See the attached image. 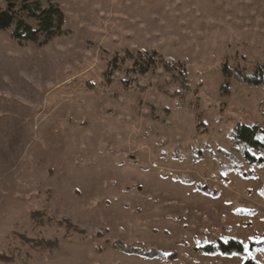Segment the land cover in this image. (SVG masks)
I'll use <instances>...</instances> for the list:
<instances>
[{
    "label": "rangeland",
    "instance_id": "1",
    "mask_svg": "<svg viewBox=\"0 0 264 264\" xmlns=\"http://www.w3.org/2000/svg\"><path fill=\"white\" fill-rule=\"evenodd\" d=\"M36 1L61 34L0 29V264H264V152L233 141L264 85L223 72L264 66V0Z\"/></svg>",
    "mask_w": 264,
    "mask_h": 264
},
{
    "label": "trees",
    "instance_id": "2",
    "mask_svg": "<svg viewBox=\"0 0 264 264\" xmlns=\"http://www.w3.org/2000/svg\"><path fill=\"white\" fill-rule=\"evenodd\" d=\"M7 2V7L0 10V29L6 30L16 25L13 30L12 37L18 41L26 40H37L42 34L46 35L47 39H51L62 33V27L65 22V17L62 9L55 3H51L48 7H42V5L36 1L35 3L28 2L29 0H22L23 6L22 10L27 12V14L39 22V27L34 29L31 24L27 23L20 11L16 9L17 4L21 0H4ZM223 72L227 77H234L239 81L254 85L261 86L264 85V66H260L257 71L253 74L247 73L244 69L240 67H229L225 65L223 67ZM233 141L238 145H246L257 149L260 152H264V128L259 125L249 126L240 125L235 131L233 136ZM245 159L252 164H263L264 157L256 156L250 151H246ZM75 227V226H73ZM78 231H83L79 229ZM47 246H57L58 242L47 240ZM116 246H124L121 242H115ZM257 246H264V242L256 243ZM130 251H139L147 256H160L162 259L170 260L175 257V253L166 255L156 249H149L143 247L137 249L135 247L129 246L127 248ZM246 245L238 239L223 240L219 239L216 243H209L203 247V250L207 253H222L227 255L246 254ZM243 264H260L258 261L249 258Z\"/></svg>",
    "mask_w": 264,
    "mask_h": 264
}]
</instances>
